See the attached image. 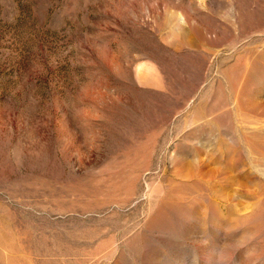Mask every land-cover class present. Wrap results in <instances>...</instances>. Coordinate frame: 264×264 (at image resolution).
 <instances>
[{"label":"rangeland","instance_id":"374dc122","mask_svg":"<svg viewBox=\"0 0 264 264\" xmlns=\"http://www.w3.org/2000/svg\"><path fill=\"white\" fill-rule=\"evenodd\" d=\"M0 264H264V0H0Z\"/></svg>","mask_w":264,"mask_h":264}]
</instances>
